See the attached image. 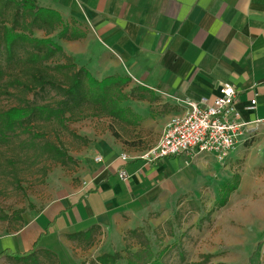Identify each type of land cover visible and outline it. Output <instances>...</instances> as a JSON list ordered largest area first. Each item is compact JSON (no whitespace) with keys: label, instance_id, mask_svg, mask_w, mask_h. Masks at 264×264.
<instances>
[{"label":"crops","instance_id":"crops-1","mask_svg":"<svg viewBox=\"0 0 264 264\" xmlns=\"http://www.w3.org/2000/svg\"><path fill=\"white\" fill-rule=\"evenodd\" d=\"M36 6L54 11L61 23L48 35L33 29L34 36L60 44L98 80L130 79L123 92L133 95L122 103L130 113L121 122L134 130L124 145L93 143L79 159L74 189L21 214L13 231L0 234V259L32 248L65 259L72 242L82 241L68 236L90 229L92 237H119L137 212L177 188L184 155L139 156L157 145L171 119L187 112V102L212 103L223 83L235 88L245 124L227 158L243 144L264 153V0H36ZM63 26L66 37L58 39ZM77 27L84 36L73 39Z\"/></svg>","mask_w":264,"mask_h":264},{"label":"rangeland","instance_id":"rangeland-1","mask_svg":"<svg viewBox=\"0 0 264 264\" xmlns=\"http://www.w3.org/2000/svg\"><path fill=\"white\" fill-rule=\"evenodd\" d=\"M13 13L12 5L4 6L0 22L10 25ZM74 31L84 36L81 28ZM30 51L28 44L16 47L8 62L0 48V113L27 104L54 105L61 98L54 89L41 90L29 83L30 63L25 57ZM43 63L59 82L75 71L56 69V65L68 63L59 53ZM76 67H81L80 61ZM24 83L31 89L27 90ZM95 109L82 106L78 116H88L64 125L31 119L9 133L5 143L0 142V234L11 232L20 224L15 214L18 210L22 211L20 214L38 211L74 189L80 178L79 159L89 154L93 143L105 140L124 145L125 139L133 136L134 126L111 117L91 116ZM45 143L59 146L73 161L60 163L51 158L43 148ZM250 147L243 144L223 162L211 154L181 156L177 188L137 212L130 226L113 241L112 236L99 233L90 245L83 240L72 242L65 259L38 252L37 263L5 258L0 259V264H98L95 258L105 252L102 250L119 252V264H126L129 258L136 264H148L153 259L155 264H264V153ZM234 184L225 203L219 205L222 194ZM3 215L9 218L3 219Z\"/></svg>","mask_w":264,"mask_h":264},{"label":"trees","instance_id":"trees-1","mask_svg":"<svg viewBox=\"0 0 264 264\" xmlns=\"http://www.w3.org/2000/svg\"><path fill=\"white\" fill-rule=\"evenodd\" d=\"M13 6V18L10 25L7 22H0V48L2 47L6 53L8 62H11L14 56L16 47H23L25 44L31 46L32 51L28 52L25 61L30 63L27 68L30 71V82L33 88L38 87L41 90L45 88L54 89L60 94L61 98L54 104H27L25 106L11 107L0 113V142H6L9 133H14L20 129L25 123L31 119H40L45 121H55L60 125H64L66 121H74L87 117L86 114L78 116V111L84 105H90L95 109L91 116H106L117 120H126L130 113L127 107L122 106V103L133 95L123 92L124 87L130 81L127 76L110 75L100 80L84 67H76V62L66 56L64 49L60 44L54 42L49 37H36L33 34V29H42L45 35H48L54 30L56 24L61 23L58 15L51 10L38 8L36 0H0V10L6 6ZM67 30L63 26L58 33L59 38L66 37ZM81 35L73 34L71 38L77 39ZM59 53L68 63L56 65V69L75 71L68 75L65 81L59 82L51 75L46 68L49 67L43 62L50 60L53 55ZM2 71L0 70V76ZM17 83L22 84L19 80ZM27 90L31 89L26 83L23 84ZM44 150L51 158L60 163H65L67 160L73 159L59 146L53 143H45ZM236 184L229 187L222 194L219 205H223L227 196L235 188ZM21 210L15 212L16 217L21 220ZM3 219L9 218L8 215H3ZM130 233H134L131 231ZM70 239H79L87 242V245L92 244V229L85 232H78L68 236ZM46 255L57 259V255L52 251H45ZM38 251L34 248L24 253L6 254L15 261L23 263H37ZM136 256L137 254H132ZM151 253H149V257ZM121 259L119 252H103L96 256L95 261L98 264H119ZM148 264H155V259L148 261ZM126 264H136L135 260L129 258Z\"/></svg>","mask_w":264,"mask_h":264},{"label":"built area","instance_id":"built-area-1","mask_svg":"<svg viewBox=\"0 0 264 264\" xmlns=\"http://www.w3.org/2000/svg\"><path fill=\"white\" fill-rule=\"evenodd\" d=\"M236 96L235 88L229 83H223L212 103L201 105L187 102V112L171 119L157 145L139 158L156 160L170 156L212 153L219 162L225 161L238 143L245 126L234 105ZM251 103L254 104V100ZM121 158L125 160L127 156L123 154ZM119 176L122 179L127 177L123 170L119 172Z\"/></svg>","mask_w":264,"mask_h":264}]
</instances>
